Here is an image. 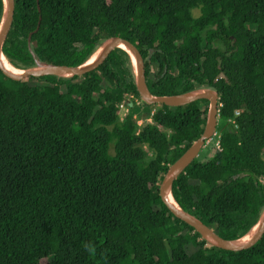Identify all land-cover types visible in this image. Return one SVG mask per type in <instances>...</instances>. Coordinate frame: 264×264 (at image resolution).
I'll return each mask as SVG.
<instances>
[{
  "label": "trees",
  "instance_id": "obj_1",
  "mask_svg": "<svg viewBox=\"0 0 264 264\" xmlns=\"http://www.w3.org/2000/svg\"><path fill=\"white\" fill-rule=\"evenodd\" d=\"M3 11L0 0V22ZM39 17L31 49L41 62L76 67L120 37L138 50L151 94L218 93L225 125L172 197L225 240L247 234L264 209V0H14L2 52L18 70L35 66L27 37ZM208 106L146 105L119 48L72 78L0 71V264H264V233L225 251L160 199Z\"/></svg>",
  "mask_w": 264,
  "mask_h": 264
},
{
  "label": "water",
  "instance_id": "obj_2",
  "mask_svg": "<svg viewBox=\"0 0 264 264\" xmlns=\"http://www.w3.org/2000/svg\"><path fill=\"white\" fill-rule=\"evenodd\" d=\"M37 5H38V0ZM4 11L2 20L0 22V71L10 80L21 81L27 77H43L55 76L58 78H72L75 76H82L94 69L105 59L111 49L119 48L125 51L131 61V66L134 75V84L141 100L148 106L165 105L169 107H180L190 104L200 99L209 101L206 123L201 136L192 143V145L167 169L160 186L159 196L162 203L166 208L179 220L190 226L195 230L200 237L211 244L212 246L229 251L239 252L252 247L264 233V209L261 212L256 224L254 225V232L251 238L247 241L241 242L237 240H225L214 233L209 227L204 225L199 219L191 214L183 211L177 204L171 202L172 197V184L173 181L189 166V164L198 157L200 150L208 144V142L215 135L218 108L217 103L219 100L218 93L215 90L208 88H199L183 94L174 96H155L149 91L143 73V66L141 56L138 50L128 41L120 37H111L102 42L97 51V56L94 60L89 62V59L76 67H62L55 66L45 62H41L31 49V35L36 33L39 29L41 17H39L35 30L28 34L27 46L31 53L35 66L26 70H20L21 73L15 74L8 71L2 64V58H5L2 52V45L6 37L7 31L10 27L13 18L14 0H3ZM38 12L40 8L38 6ZM174 200V199H173ZM176 203V202H175Z\"/></svg>",
  "mask_w": 264,
  "mask_h": 264
},
{
  "label": "rangeland",
  "instance_id": "obj_3",
  "mask_svg": "<svg viewBox=\"0 0 264 264\" xmlns=\"http://www.w3.org/2000/svg\"><path fill=\"white\" fill-rule=\"evenodd\" d=\"M193 15L196 17L199 15V11L198 10H194L193 11ZM134 112L136 113L137 117L143 116L145 112H143V110L141 109V107H135ZM124 111L122 110L120 112L121 116L122 113ZM224 121L221 119H217V125H216V131H215V135L212 137V139L209 141L210 144H206L199 152L198 156L199 159L204 158V157H210L211 156V152L212 149L214 147V143L216 142V139L218 138V136L220 135L221 131H222V127L224 126ZM110 153H113L112 148L110 150ZM206 159V158H205Z\"/></svg>",
  "mask_w": 264,
  "mask_h": 264
},
{
  "label": "bare ground",
  "instance_id": "obj_4",
  "mask_svg": "<svg viewBox=\"0 0 264 264\" xmlns=\"http://www.w3.org/2000/svg\"><path fill=\"white\" fill-rule=\"evenodd\" d=\"M96 56H97V53H94V54L90 57L89 62H91L92 60H94V59L96 58ZM2 64H3V66H4L8 71H10V72H12V73H15V74H19V73H21L20 69L18 70V69H16L15 67H13V66H12V65L6 60V58H2ZM21 70H22V69H21ZM171 202H172L173 204L176 205L175 201H174L172 198H171ZM254 228H255V227H252V228L247 232V234H245V235L243 236V238H242L240 241H241V242H244V241L249 240V239L251 238L253 232H254Z\"/></svg>",
  "mask_w": 264,
  "mask_h": 264
},
{
  "label": "built area",
  "instance_id": "obj_5",
  "mask_svg": "<svg viewBox=\"0 0 264 264\" xmlns=\"http://www.w3.org/2000/svg\"><path fill=\"white\" fill-rule=\"evenodd\" d=\"M120 109L121 110H123L124 112L122 113V116H121V114H120V120H122L123 118H124V115L128 112V108L126 107V105H124V103H122L121 105H120ZM150 121V120H149ZM142 120H138L137 121V125L138 126H140L141 124H142ZM217 148H218V146H217Z\"/></svg>",
  "mask_w": 264,
  "mask_h": 264
}]
</instances>
